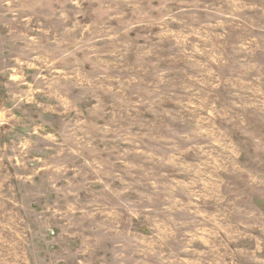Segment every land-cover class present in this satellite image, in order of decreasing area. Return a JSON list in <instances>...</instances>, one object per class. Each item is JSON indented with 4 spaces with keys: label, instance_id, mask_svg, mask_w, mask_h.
<instances>
[{
    "label": "rangeland",
    "instance_id": "1",
    "mask_svg": "<svg viewBox=\"0 0 264 264\" xmlns=\"http://www.w3.org/2000/svg\"><path fill=\"white\" fill-rule=\"evenodd\" d=\"M160 2L0 0V254L264 264L262 0Z\"/></svg>",
    "mask_w": 264,
    "mask_h": 264
},
{
    "label": "clouds",
    "instance_id": "2",
    "mask_svg": "<svg viewBox=\"0 0 264 264\" xmlns=\"http://www.w3.org/2000/svg\"><path fill=\"white\" fill-rule=\"evenodd\" d=\"M171 2V0H162L158 4V9H166L168 7V4ZM66 3H72L75 4L77 7H79V0H66ZM64 5H61V12L58 19H64V12H63ZM148 7L151 9V0L148 5ZM55 14V13H54ZM257 14L261 16V18H264V0H262V5L257 9ZM173 15L169 9V17ZM70 71H74V69H70ZM23 84V81L20 82V84L17 85L19 88L20 85ZM73 81H65L63 78H57L52 77V82L48 83L47 81L44 82L42 85L44 89V95L48 97H55L59 94L63 93L64 95L68 94V89H70L73 86ZM53 85H56V87H53ZM41 85H37L36 90H40ZM33 94L32 90L29 89L28 92H24L23 90L20 91L19 95H12L10 94L9 98L7 100H4L2 102V105H0V127H2L4 124L9 125V130H11L12 127H14V124H11L9 122L15 121L16 123H19V121L16 120V117L13 115V111L20 106L21 100L24 98H31V95ZM35 103V101H33ZM38 107L44 108V105H38ZM49 109L45 108V111ZM75 127V126H74ZM78 130V129H77ZM31 132H29V140H31ZM63 139V137H61ZM18 139H23L22 137H19ZM73 144L76 143L75 140L72 141ZM7 147V146H5ZM66 145H61V151L64 150ZM35 142H32L28 145V151L24 152L20 150L19 145H16L14 142L13 152L20 155L21 158V166L23 167L26 163H29L30 161H25V156L29 155L31 152L36 151ZM16 243H20L19 241ZM22 257L16 255V245L10 246V250L7 252L6 255L0 254V264H18L19 261H21Z\"/></svg>",
    "mask_w": 264,
    "mask_h": 264
}]
</instances>
